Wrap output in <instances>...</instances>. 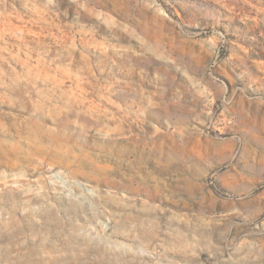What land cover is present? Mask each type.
<instances>
[{
  "label": "rangeland",
  "instance_id": "obj_1",
  "mask_svg": "<svg viewBox=\"0 0 264 264\" xmlns=\"http://www.w3.org/2000/svg\"><path fill=\"white\" fill-rule=\"evenodd\" d=\"M0 264H264V0H0Z\"/></svg>",
  "mask_w": 264,
  "mask_h": 264
}]
</instances>
